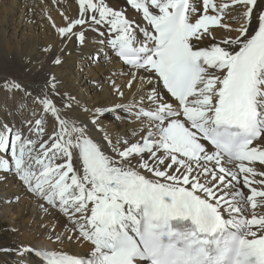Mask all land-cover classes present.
<instances>
[{
    "label": "snow or ice",
    "instance_id": "1",
    "mask_svg": "<svg viewBox=\"0 0 264 264\" xmlns=\"http://www.w3.org/2000/svg\"><path fill=\"white\" fill-rule=\"evenodd\" d=\"M76 2L51 24V64L93 33L87 59L103 53L128 79L93 81L107 86L93 103L55 73L37 88L0 80L21 114L0 122V170L65 220L55 246L0 251L18 264H264V0H126L132 18ZM74 239L87 257L62 247Z\"/></svg>",
    "mask_w": 264,
    "mask_h": 264
},
{
    "label": "bare ground",
    "instance_id": "2",
    "mask_svg": "<svg viewBox=\"0 0 264 264\" xmlns=\"http://www.w3.org/2000/svg\"><path fill=\"white\" fill-rule=\"evenodd\" d=\"M107 3L116 10L124 8L129 18L134 16V10L126 6V0H107ZM61 12L76 17V0H0V80L14 78L37 88L47 74L55 73L63 81V86L74 95L89 103L102 102L107 96V86L101 92L93 81L104 84L116 73L117 83H126L128 77L121 75L126 68L115 59H107L103 53L97 58L98 63L87 59L98 47L93 33H88L89 40L82 48L70 44V54L65 56L63 65L53 66L43 49L50 44H55L57 49L61 47L51 26L53 22L56 25L64 23ZM225 22L233 27L239 24L238 20ZM215 34L218 38L235 35L223 28H216ZM154 84L162 94H166L161 84ZM137 87H141L138 82L134 85V88ZM19 104V94L13 97L0 91V122L18 124L21 114L16 110ZM23 115L30 118L29 112ZM110 120L111 117L105 123ZM40 203L25 190L13 173L0 170V248H15L17 243L55 246L54 241L49 242L48 236L53 231H65L64 217L51 208L45 211L39 206ZM62 247L70 254L79 252L85 257L88 255V248L78 244L75 239L71 242L65 240ZM18 262L19 257L15 252L0 251V264Z\"/></svg>",
    "mask_w": 264,
    "mask_h": 264
}]
</instances>
